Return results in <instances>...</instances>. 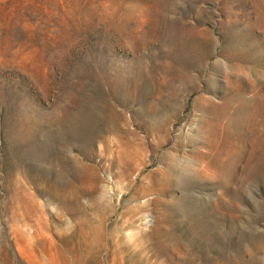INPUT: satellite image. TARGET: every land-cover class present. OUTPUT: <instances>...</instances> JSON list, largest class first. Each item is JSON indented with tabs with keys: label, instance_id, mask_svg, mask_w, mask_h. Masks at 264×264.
Wrapping results in <instances>:
<instances>
[{
	"label": "rangeland",
	"instance_id": "obj_1",
	"mask_svg": "<svg viewBox=\"0 0 264 264\" xmlns=\"http://www.w3.org/2000/svg\"><path fill=\"white\" fill-rule=\"evenodd\" d=\"M0 264H264V0H0Z\"/></svg>",
	"mask_w": 264,
	"mask_h": 264
},
{
	"label": "bare ground",
	"instance_id": "obj_2",
	"mask_svg": "<svg viewBox=\"0 0 264 264\" xmlns=\"http://www.w3.org/2000/svg\"><path fill=\"white\" fill-rule=\"evenodd\" d=\"M185 47V46H184ZM180 51V50H179Z\"/></svg>",
	"mask_w": 264,
	"mask_h": 264
}]
</instances>
